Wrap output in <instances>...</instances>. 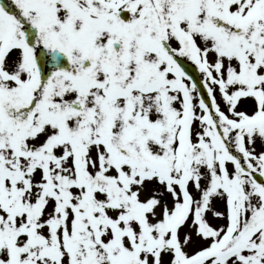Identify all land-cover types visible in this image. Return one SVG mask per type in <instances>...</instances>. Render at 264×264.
<instances>
[{
  "label": "snow or ice",
  "instance_id": "snow-or-ice-1",
  "mask_svg": "<svg viewBox=\"0 0 264 264\" xmlns=\"http://www.w3.org/2000/svg\"><path fill=\"white\" fill-rule=\"evenodd\" d=\"M0 264H264V0H0Z\"/></svg>",
  "mask_w": 264,
  "mask_h": 264
}]
</instances>
